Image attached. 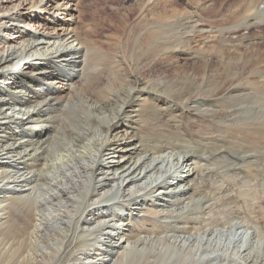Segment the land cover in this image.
<instances>
[{"label":"bare ground","instance_id":"1","mask_svg":"<svg viewBox=\"0 0 264 264\" xmlns=\"http://www.w3.org/2000/svg\"><path fill=\"white\" fill-rule=\"evenodd\" d=\"M139 3L96 41L79 0H0V261L264 264V0Z\"/></svg>","mask_w":264,"mask_h":264},{"label":"rangeland","instance_id":"2","mask_svg":"<svg viewBox=\"0 0 264 264\" xmlns=\"http://www.w3.org/2000/svg\"><path fill=\"white\" fill-rule=\"evenodd\" d=\"M80 4V10L83 12V19L84 20H90L89 24H91L92 27H95L94 25H98V27H102L103 30L100 32H98L95 35V40L96 41H103L105 40V38L109 39L110 35L112 34L113 31V23H118L120 24L122 21V17H126L127 15H129V23H135V20L137 19V15L138 13L136 11H138V6H140L141 4L139 3L140 0H79ZM160 0H157L158 4H159ZM173 2V4H175V7L178 9V11H183L182 9L185 8L186 2L187 0H171ZM224 0H218V2H221ZM235 1V0H234ZM243 1V0H242ZM138 5V6H137ZM137 8V10H136ZM221 8V7H219ZM42 9L41 13L44 14L45 10L39 6V10ZM237 8L233 9V15H236ZM38 10V11H39ZM135 10V11H134ZM133 13V14H132ZM220 16V15H219ZM57 18H60L61 21L63 20H68V17L66 16H56ZM214 21L217 22L218 19H216V16L213 17ZM98 20V21H97ZM91 22V23H90ZM113 22V23H112ZM101 24V25H100ZM150 24H151V20H150ZM221 25H226L227 27H230L232 24H230V21H228L227 23L224 24V22H220ZM90 26V27H91ZM107 30V31H106ZM241 31V30H240ZM263 31V32H262ZM28 32V31H27ZM142 33V29L140 28L138 31V34ZM144 35L143 37L149 33V29L148 31L143 32ZM128 34V29L125 31V35ZM167 39L171 36H174V33H172L171 30H169L167 33ZM262 34H264V30L260 29V28H254L250 31L244 32V35L248 36L250 39L249 40H253L254 38L257 39V37H260ZM241 38H242V33H241ZM176 37H173V40ZM253 38V39H252ZM254 39V40H255ZM251 42V41H250ZM253 42V41H252ZM264 43V40L262 39V41ZM264 44H261L260 47V51L259 50V54L257 55V58L261 57L264 55ZM246 47L243 48V51H246ZM249 49H247L248 51ZM263 52V53H262ZM263 58V57H261ZM162 62V60H161ZM161 68L159 69V73L161 74L162 72L166 71V64L162 62V65H160ZM155 72H150L147 71L144 73V76H147L148 78H153L154 76H156L154 74ZM233 111L237 112L240 110L234 109ZM257 114L262 115L263 118L260 121L257 122H253L248 120L247 121V125H251L253 123H255L256 125H262L264 124V104L261 103V105L259 106V108L256 111ZM253 137V134H250V138ZM245 154H243L242 156H244ZM249 155V154H247ZM259 182V180H258ZM264 183V177H263V181L260 180L259 184L256 183L257 185H259L258 188H260L259 190L261 192H264V187L261 186ZM262 183V184H261ZM247 190V187H246ZM11 214H12V218H11V224H10V231L8 233H6L4 239H3V247L2 249H5L8 245H11L14 251V256L16 258V260L20 261L22 259V257L26 256L28 254V251H26V246L25 245H19L20 242H22L23 240H26V236L22 237V235L24 234L25 230V219H24V214L26 215L28 213V210L24 209L22 211V209L20 208H16V209H12L11 210ZM96 210H92L91 214H95ZM90 251H95V249L91 246H89L87 248V252ZM53 255V254H51ZM77 255V254H75ZM73 257H67L64 260H62V262L60 264H74V262H72ZM53 258H50V260ZM54 261H56V259H54ZM17 262L14 261H6V258L4 257L3 259H1L0 264H16ZM19 264H24L22 262H20ZM32 264H44L43 261V257L38 254L37 259L32 263Z\"/></svg>","mask_w":264,"mask_h":264}]
</instances>
